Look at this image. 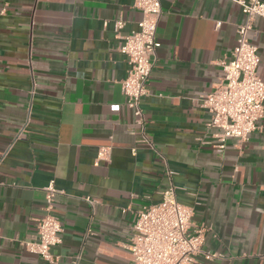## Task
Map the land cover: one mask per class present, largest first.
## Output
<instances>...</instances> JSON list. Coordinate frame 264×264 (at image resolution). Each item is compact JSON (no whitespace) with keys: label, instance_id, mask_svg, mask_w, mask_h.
<instances>
[{"label":"crops","instance_id":"crops-1","mask_svg":"<svg viewBox=\"0 0 264 264\" xmlns=\"http://www.w3.org/2000/svg\"><path fill=\"white\" fill-rule=\"evenodd\" d=\"M160 4L140 124L118 51L142 17L133 0H0V264H46L21 242L36 239L50 182L56 264H131L138 212L161 201L166 168L193 225L208 228L193 264H264V114L248 141L219 149L200 106L244 16L236 0ZM248 38L264 81L263 19Z\"/></svg>","mask_w":264,"mask_h":264},{"label":"built area","instance_id":"built-area-1","mask_svg":"<svg viewBox=\"0 0 264 264\" xmlns=\"http://www.w3.org/2000/svg\"><path fill=\"white\" fill-rule=\"evenodd\" d=\"M244 22L236 28V44L229 59L220 62L222 80L200 99V106L209 114L207 126L218 130L216 137L223 149L227 139L238 144L248 141L264 114V81L259 77V55L248 38L257 18L264 20L262 0H236ZM133 7L141 12L137 30L121 36L118 51L127 58L129 70L121 82L125 105L133 111L137 123H142L141 98L156 61L159 42L157 24L161 16L160 0H133ZM4 9L0 10V15ZM123 22L114 23L118 35ZM105 151L98 156L103 158ZM134 154V150H133ZM169 181L156 204H147L138 212L133 232L127 244L131 264H193L201 253L207 227L193 225V208L180 204L172 184L174 172L166 168ZM44 214L37 220L36 239L21 242L22 247L42 258L46 264H56L52 250L61 243V224L54 215V199L58 191L53 182L45 188ZM212 259L216 254L206 253Z\"/></svg>","mask_w":264,"mask_h":264}]
</instances>
